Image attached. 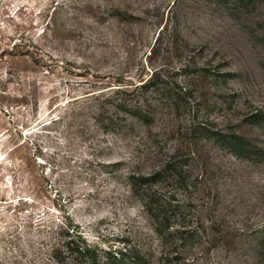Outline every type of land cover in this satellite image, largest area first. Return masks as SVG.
<instances>
[{
  "label": "rangeland",
  "instance_id": "rangeland-1",
  "mask_svg": "<svg viewBox=\"0 0 264 264\" xmlns=\"http://www.w3.org/2000/svg\"><path fill=\"white\" fill-rule=\"evenodd\" d=\"M246 2L0 0V264H61L69 221L102 262L264 264V154L224 141L264 147V0ZM168 164L161 236L129 177Z\"/></svg>",
  "mask_w": 264,
  "mask_h": 264
},
{
  "label": "trees",
  "instance_id": "trees-1",
  "mask_svg": "<svg viewBox=\"0 0 264 264\" xmlns=\"http://www.w3.org/2000/svg\"><path fill=\"white\" fill-rule=\"evenodd\" d=\"M220 1L226 3L232 0ZM235 1H242L243 3L245 0ZM251 1L252 0H247L245 6H250ZM153 83L154 80L151 77L143 84L142 88L147 90L153 85ZM118 89L122 88L119 87ZM119 91L122 92V90ZM115 108L118 111L124 110L126 114L141 120L148 121L150 118L149 114L144 112L146 110H143L141 104L129 105L125 100L120 99ZM252 117V122H259V114L252 115ZM224 141L232 153L243 158H250L252 155L264 154V147H259L253 144L250 138L240 133H236V131L226 134ZM171 169L177 172L179 171L176 166L168 164L166 168L154 170L147 175L137 174L135 172L131 173L129 177L131 188L141 195V202L144 210L152 218L154 222V230L161 236L164 235L171 226L172 209L170 199L172 196L169 191L161 193L158 189H153V185L161 183V181L165 182L169 180V176L173 175H166L165 172H169ZM178 176L180 177L181 175ZM188 232L191 233V231ZM61 235L63 237V243L56 251V259L61 264L66 262L67 256L79 264H147L145 258L140 254L131 255L128 259L123 257V260L119 262L112 261L109 258H107V261L102 262L98 248L86 240L83 233L80 231V228L73 224L72 221H69L66 224V228L61 230ZM262 242L264 243V238ZM65 254H67V256Z\"/></svg>",
  "mask_w": 264,
  "mask_h": 264
}]
</instances>
